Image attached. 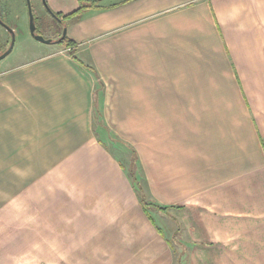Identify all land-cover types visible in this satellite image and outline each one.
Here are the masks:
<instances>
[{"label":"crops","instance_id":"0c3cea01","mask_svg":"<svg viewBox=\"0 0 264 264\" xmlns=\"http://www.w3.org/2000/svg\"><path fill=\"white\" fill-rule=\"evenodd\" d=\"M85 7L72 45L0 67V264H85L92 242L115 264H264V0Z\"/></svg>","mask_w":264,"mask_h":264},{"label":"rangeland","instance_id":"374dc122","mask_svg":"<svg viewBox=\"0 0 264 264\" xmlns=\"http://www.w3.org/2000/svg\"><path fill=\"white\" fill-rule=\"evenodd\" d=\"M69 1V0H68ZM115 0H97V4L101 5H109L112 4ZM123 1V0H118ZM32 15H33V22L35 25V32L36 34L40 35L44 39H51L53 41L52 44H44L35 39L30 34L29 31V13L28 8L26 5L25 0H0V18L3 23L12 29L13 34L15 36L14 45L11 52L2 60H0V67L1 66H8L12 65L21 61H26L28 59H32L38 55L44 54L47 51L55 49L58 45H63L64 42H60L59 44H55L54 41L59 39L62 35L63 30L67 31V26L71 22V19L76 17H80L82 14V10H85V4H92L91 1L87 0H80L76 1L73 0L70 2V5L67 7V10L74 11V7H76L75 11L71 13V15L66 16L68 13H58L53 11L51 8L52 0H29ZM81 8V9H80ZM66 36V35H65ZM65 39V38H64ZM10 43V34L6 29L0 25V52H4ZM94 127L97 126V122L101 121V115L99 111H94ZM100 115L99 116H97ZM103 133H100V138L105 142V146L109 149L111 154H113L119 162L123 165L125 172L129 174L131 180L134 178L135 175L134 170L138 169V162L137 165L134 164V156L131 153V149L123 144L120 138L114 135L109 127L107 128H97ZM99 134V133H97ZM141 172V169H140ZM137 196L139 197V193L137 192ZM149 202H156L153 199L150 200L147 197ZM152 209L150 212L153 218L156 221V225L161 227L163 232V216H159L156 212H153ZM163 211V210H162ZM161 218V220L159 219ZM166 234V233H165ZM50 241V240H48ZM55 242V241H53ZM171 244V248L176 247L172 238L169 240ZM84 245V242L81 241L71 242L70 245L66 246L68 248L67 253L71 252L72 254L80 250L81 245ZM100 243L92 242L91 244L87 243L86 247V255H83V260L85 264H93L94 262H98L99 264H115L114 259L111 255H100V250H98V245ZM89 245V246H88ZM60 246L53 245L47 248L48 251L51 253H59L60 250L58 249ZM177 250H181L179 247H176ZM175 249V248H174ZM118 250L116 251V253ZM173 264H176L177 258L180 260V252L179 254L176 253V250L172 252ZM23 264H33L31 259L34 260V264H48L46 260H42V257H34V256H26L24 255ZM118 257V256H117ZM77 257H69L68 254H65L64 257H56L59 263L51 260L52 263L50 264H79ZM120 261V257H118V262ZM120 264V262H119Z\"/></svg>","mask_w":264,"mask_h":264},{"label":"water","instance_id":"95a60500","mask_svg":"<svg viewBox=\"0 0 264 264\" xmlns=\"http://www.w3.org/2000/svg\"><path fill=\"white\" fill-rule=\"evenodd\" d=\"M26 2V5H27V8H28V13H29V31H30V34L31 36L33 37V39L41 42V43H44V44H51L53 43V41L51 39H44L43 37H41L40 35L36 34L35 32V25H34V22H33V15H32V9H31V5H30V2L29 0H25ZM0 25L3 26L6 31H8V33L10 34V43L8 45V48L2 52L0 54V60L4 59L12 50L13 48V45H14V40H15V36L13 34V31L12 29H10L9 27H7L3 21L1 20L0 18ZM65 35H66V30H63L62 32V35L59 39H57L54 43L55 44H59L60 42H62L65 38Z\"/></svg>","mask_w":264,"mask_h":264},{"label":"trees","instance_id":"16d2710c","mask_svg":"<svg viewBox=\"0 0 264 264\" xmlns=\"http://www.w3.org/2000/svg\"><path fill=\"white\" fill-rule=\"evenodd\" d=\"M87 1H91V3H93V4L97 2V0H87ZM63 42L65 44H67V45H70L71 44V41L69 39H67L66 36H65V39H64ZM131 152H132V155L134 156V164L137 165V162H138L137 156H136V154H135L134 151H131ZM134 173L136 174V171L135 170H134ZM134 178L136 179V176ZM136 182H138L137 179H136ZM135 186H136L137 192L139 193V200H140L143 208L145 209V211L148 210V208H150L151 206H154V208H157L158 210H167L168 209V208L160 207V206L156 205L153 202H149L147 200L145 194L141 190L140 186H138L137 184ZM172 240H173L174 244H176V241H177L176 235L175 236L173 235ZM176 264H181V255H180V260H178V258H177Z\"/></svg>","mask_w":264,"mask_h":264},{"label":"flooded vegetation","instance_id":"af4514ba","mask_svg":"<svg viewBox=\"0 0 264 264\" xmlns=\"http://www.w3.org/2000/svg\"><path fill=\"white\" fill-rule=\"evenodd\" d=\"M56 40H57V39H56ZM56 40H55V41H56Z\"/></svg>","mask_w":264,"mask_h":264}]
</instances>
